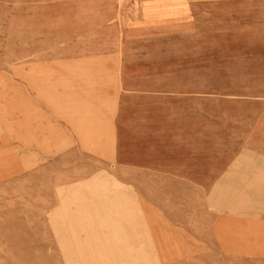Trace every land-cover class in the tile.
<instances>
[{
  "label": "crops",
  "instance_id": "1",
  "mask_svg": "<svg viewBox=\"0 0 264 264\" xmlns=\"http://www.w3.org/2000/svg\"><path fill=\"white\" fill-rule=\"evenodd\" d=\"M129 2L131 20L121 33L143 53L113 64L117 88L107 95L66 89L62 105H56L57 90H49L46 106L31 94L19 97L17 136L30 167L20 177L69 179L55 188L63 190L58 201L82 206L81 216L67 215L85 227L79 244L65 239L81 252L77 257L162 264L197 242L200 264L264 258V95L123 83L134 66L143 68L136 81L196 82L188 51L197 50V14L209 8L232 15L241 3L255 5L264 18V0ZM151 48L159 52L148 53ZM167 59L180 65L160 68ZM151 61L157 70H149ZM95 65L106 64L97 59ZM101 75L99 69L98 80ZM86 97L99 102L82 105Z\"/></svg>",
  "mask_w": 264,
  "mask_h": 264
},
{
  "label": "rangeland",
  "instance_id": "2",
  "mask_svg": "<svg viewBox=\"0 0 264 264\" xmlns=\"http://www.w3.org/2000/svg\"><path fill=\"white\" fill-rule=\"evenodd\" d=\"M129 4V0H0V264H125L130 260L77 257L81 252L67 247L66 238L81 241L82 219L71 221L67 215L81 216L82 206L57 200L56 192L63 190L55 187L65 185L67 178L51 181L30 172L20 177L30 167L23 160L17 136V106L23 92L31 94L35 104L46 106L49 90L58 91L56 105H62L66 89L76 93L98 88L107 95L119 86L113 64L121 59L137 60L143 53L132 48L125 39L128 35L121 33L131 20ZM254 6L234 3L233 14L226 16L225 11L209 8L197 14V50L188 51L189 69L197 70L196 82L136 81L143 68L134 66L133 75L123 83L136 88L184 85L197 92L264 95V18L257 16ZM165 51L171 55L182 52ZM97 59L106 65L98 67ZM152 64L149 70H157V62ZM175 65L180 63L167 59L160 68ZM35 88L41 95L36 100ZM80 100L82 105L98 101ZM59 117L58 123H65ZM86 234L92 235L88 230ZM185 254L163 259L162 264H200L197 242L187 243ZM134 264L141 263L138 259ZM249 264H264V258H251Z\"/></svg>",
  "mask_w": 264,
  "mask_h": 264
},
{
  "label": "bare ground",
  "instance_id": "3",
  "mask_svg": "<svg viewBox=\"0 0 264 264\" xmlns=\"http://www.w3.org/2000/svg\"><path fill=\"white\" fill-rule=\"evenodd\" d=\"M64 104H66L65 102H63ZM88 114V113H87ZM116 143V142H115ZM101 206V205H100ZM93 207H95V208H97L96 207V205L95 206H93ZM102 207H100V209H101ZM101 212V211H100ZM102 213V212H101ZM100 216V215H99ZM102 217V216H101ZM105 218V217H104ZM107 218H109V217H107ZM110 219V218H109ZM108 219V220H109ZM91 221V220H90ZM110 221V220H109ZM95 223V222H94ZM109 224V223H108ZM102 225V224H101ZM105 225H106V223H105ZM2 231V230H1ZM98 232V231H97ZM103 233V232H102ZM101 234V233H100ZM103 235H105V234H103ZM5 245V244H4ZM104 249H105V245H104Z\"/></svg>",
  "mask_w": 264,
  "mask_h": 264
}]
</instances>
